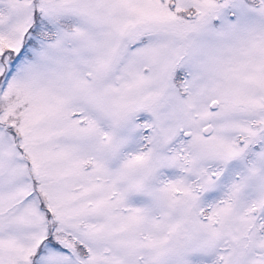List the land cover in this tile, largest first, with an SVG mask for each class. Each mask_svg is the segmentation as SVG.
<instances>
[{"label": "snow or ice", "instance_id": "1", "mask_svg": "<svg viewBox=\"0 0 264 264\" xmlns=\"http://www.w3.org/2000/svg\"><path fill=\"white\" fill-rule=\"evenodd\" d=\"M0 264H264V0H0Z\"/></svg>", "mask_w": 264, "mask_h": 264}]
</instances>
